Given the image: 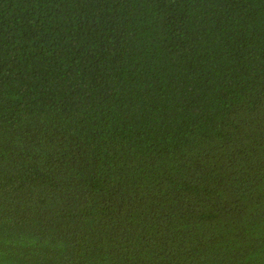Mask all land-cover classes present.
<instances>
[{"label":"trees","instance_id":"obj_1","mask_svg":"<svg viewBox=\"0 0 264 264\" xmlns=\"http://www.w3.org/2000/svg\"><path fill=\"white\" fill-rule=\"evenodd\" d=\"M0 264H264V0H0Z\"/></svg>","mask_w":264,"mask_h":264}]
</instances>
